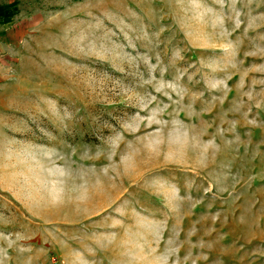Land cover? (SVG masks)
<instances>
[{
  "label": "rangeland",
  "instance_id": "rangeland-1",
  "mask_svg": "<svg viewBox=\"0 0 264 264\" xmlns=\"http://www.w3.org/2000/svg\"><path fill=\"white\" fill-rule=\"evenodd\" d=\"M0 264H264V0H1Z\"/></svg>",
  "mask_w": 264,
  "mask_h": 264
},
{
  "label": "crops",
  "instance_id": "crops-1",
  "mask_svg": "<svg viewBox=\"0 0 264 264\" xmlns=\"http://www.w3.org/2000/svg\"><path fill=\"white\" fill-rule=\"evenodd\" d=\"M3 11H4V6L1 4V0H0V19L2 18ZM10 33L14 34V31L13 30L4 31L2 29L1 22H0V41L8 43L10 41L8 38Z\"/></svg>",
  "mask_w": 264,
  "mask_h": 264
}]
</instances>
